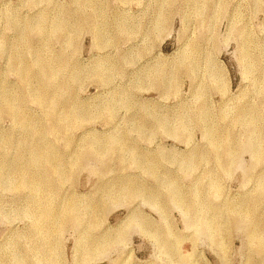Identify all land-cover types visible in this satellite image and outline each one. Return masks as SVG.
I'll list each match as a JSON object with an SVG mask.
<instances>
[{
    "label": "rangeland",
    "instance_id": "1",
    "mask_svg": "<svg viewBox=\"0 0 264 264\" xmlns=\"http://www.w3.org/2000/svg\"><path fill=\"white\" fill-rule=\"evenodd\" d=\"M88 1L0 0V257L33 259L41 237L22 211L35 192L13 177L17 147L3 144L9 135L23 146L32 127L79 161L48 192L60 207L46 246L55 262L264 264V0ZM55 19L68 28L49 31ZM28 67L25 83L16 72ZM42 82L55 109L85 107L87 119L53 128L51 103L29 95ZM7 96L25 125L5 112ZM186 113L188 127H176ZM121 136L125 145L109 147ZM217 136L231 144L213 145ZM130 150L156 159L141 165ZM171 176L182 203L168 196ZM133 184L145 192L119 193ZM147 190L158 191L154 203ZM67 203L77 212L67 215Z\"/></svg>",
    "mask_w": 264,
    "mask_h": 264
},
{
    "label": "bare ground",
    "instance_id": "2",
    "mask_svg": "<svg viewBox=\"0 0 264 264\" xmlns=\"http://www.w3.org/2000/svg\"><path fill=\"white\" fill-rule=\"evenodd\" d=\"M88 3H92V5H94V0H89ZM9 23L12 24L13 21L10 20ZM52 23H53V25L49 28V31L53 32L54 34H57L60 32L62 33V31H64V29L68 28V23L65 19H55L54 21H52ZM35 29L38 32H45L47 30V28L45 26L43 27L41 25H37L35 27ZM31 50H32V48H31ZM104 61H105V59H104ZM41 62H42V60H41ZM99 64H101V62ZM102 69H104V68L103 67L99 68L98 66L95 67V65H94L92 67L91 71L93 73L97 72V74H99L100 73L99 71H101ZM29 70H30L29 67H28V69L24 68L23 70H20V69L17 70L16 73H19V77L21 78L20 79L21 81L24 80L25 83H28L30 81V79L33 80L32 77L30 78L31 72L29 73ZM52 71L54 72L55 69H52ZM156 72H157L156 74H158L159 71H156ZM48 74L50 75L49 72H48ZM69 74L73 78H76V77L78 78L80 72H79V70H73V71H70ZM101 74L102 73H100V75ZM160 76H162V75H160ZM158 79H159V83H160L161 77ZM151 81H152V79H151ZM32 88L29 89V95L33 94V95H35V97L41 98L42 93H43L44 102L48 101L51 103L50 107L43 112H44V116L46 118H48L49 120H51L53 128L57 127V128H62L64 130L65 129L68 130L71 127L73 120L74 121L75 120L80 121L82 119H87L86 117L89 116V114H90L89 113L90 111L86 110L85 107H82V108L81 107H74V106L71 107L69 104L64 105L61 108L56 107V109H55L54 97L53 96L48 97L47 92H44L49 88V85H46V83H43L42 85H39V83H38V85H36L35 87H32ZM13 99L14 98L12 96H7L6 101H7L9 106L7 107L5 112H10V113L12 112L14 117L17 119V121L19 123H21L22 125H25L26 122L21 121L22 114L17 110V106L14 104ZM99 110H96V111H99ZM199 113H200L199 115L201 116V118H203V120H204V122L202 123V128L205 130V133H208V135L211 131H212L211 133H213L212 123H208L207 120L209 119V117L205 116L206 115L205 110L203 108H201ZM188 115H190V114H188ZM237 115H239V114H237ZM252 116H251V118H252ZM237 117H238L237 119H242L245 116L243 117V115L240 114V116H237ZM177 118L179 119L178 120L179 123L177 125H175L176 127H178V126L179 127H188L187 126V120H188L187 113H186V115L180 114L179 116H177ZM210 121H211V119H210ZM233 121H234V119H233ZM175 126H173L170 129V131L174 130ZM162 128L167 129L168 123H166L164 121L162 123ZM219 129H220V127H219ZM174 132H175V130H174ZM36 134H37L36 129H32V127H30L26 132L23 146L19 145L18 143H13L11 141L9 135H6V136L3 135L4 136L3 144L13 146V147H15V146L17 147L14 149L17 150L16 158L19 161L14 166L13 177L16 179H19V183L24 184L23 186L31 187L33 189L32 191L35 192L34 194L29 195L26 198L25 207L23 208V210L22 209L21 210L25 214H31L32 215L34 222L32 223L33 228L31 229V231L35 232L41 236L40 241L38 243H34V242L32 243L33 255H34L33 259H29V258L26 259V256L23 255V253L20 255H15L10 260H9V258L5 257V255H4V257L1 256L0 259L2 261H5V263H11V264H59L53 260V257L47 251V248H46V246L49 245L48 233L51 234L53 231H55L57 229V227L55 226V223L59 219V213H60V211H59L60 207L57 204L58 200L54 196V192L50 196H48V192L51 193L56 186V183H55V182H57L56 180H63L64 178H66L67 175L70 174L71 169L75 165L76 166L78 165L79 161H77V163H76V161H74V159H73V156H71L69 154L68 155H62V154L56 152L50 143H49L50 145L47 144V142H45L43 138H40V136H37ZM225 140L226 139L220 138L218 136L213 137L212 144L215 146H219V145H223V144H226L227 146H229L231 143H229V140L227 142H225ZM124 141H125L124 136L117 137L113 142H111L109 144V147H113L114 145H117V144L119 145V143L125 145ZM85 142H88V141H85ZM85 142H82L79 145L84 147V145H86ZM100 148H101L100 151L99 150L98 151H99V154L101 155L102 151L106 149V146L101 145ZM251 150L256 151L257 150L256 146L252 145ZM126 152L127 151L125 149L124 154H126ZM130 152H132V151L130 150ZM132 155L134 156V158H132L133 161H135L136 163H139L141 165H146L145 163L147 161H150L152 159H154V160L156 159L155 158L156 155L154 157L151 156V158L149 160H144V158H143L144 156L139 155L137 153H133ZM21 159H22V162H20ZM187 160H189V159H187ZM182 161L186 163V161L184 159ZM191 161L189 160L187 162H191ZM1 163H2V161L0 160V165H1ZM1 171H2V169L0 166V173H1ZM149 173L155 177L159 176V173L154 171V170H151ZM164 186L169 187L168 196L171 200L175 201L176 203H182L184 201L185 194L182 193V191H180L177 179H175L173 176H171L167 180V183ZM144 192H145V189H144L143 185L138 186L135 184L129 186L128 189H124V187L122 189L120 187V189H119V193L130 194V196L135 195V194H143ZM147 192L150 193L149 199L154 203L156 200L155 195L158 194V191L157 190H147ZM76 207H77V204H70V203H67L66 206L65 205L63 206V208H65L67 210V212H66L67 215H71L72 213H76L77 212L75 210ZM89 207L92 211L96 212V210L99 209L98 207H100V206L98 205V203H94V204H90ZM219 214H220V212H219ZM173 236H175V235H173ZM90 242L92 244H100V242H96L93 239L90 240ZM13 244H14V242H12V244L10 245V246H12L11 249L17 250L14 248ZM166 244H167V242H166ZM171 244H173V243H171ZM173 246H174V244L172 245V247ZM188 251L190 252V249L187 250V252ZM189 252L187 254H191ZM180 254H182V253H180ZM180 254H178V255L180 256ZM182 256H181V258H182ZM189 257H192V256H189ZM188 259L190 260L191 258H187V260Z\"/></svg>",
    "mask_w": 264,
    "mask_h": 264
}]
</instances>
